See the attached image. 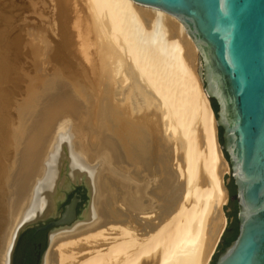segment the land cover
Instances as JSON below:
<instances>
[{
    "label": "bare ground",
    "instance_id": "6f19581e",
    "mask_svg": "<svg viewBox=\"0 0 264 264\" xmlns=\"http://www.w3.org/2000/svg\"><path fill=\"white\" fill-rule=\"evenodd\" d=\"M53 1L48 13L15 4L29 24H0L14 62L2 68L0 264L17 226L51 210L63 142L88 200L48 232L41 264H209L229 166L185 27L134 0Z\"/></svg>",
    "mask_w": 264,
    "mask_h": 264
},
{
    "label": "water",
    "instance_id": "95a60500",
    "mask_svg": "<svg viewBox=\"0 0 264 264\" xmlns=\"http://www.w3.org/2000/svg\"><path fill=\"white\" fill-rule=\"evenodd\" d=\"M134 1L160 8L183 24L198 51L204 90L217 104L214 116L217 130H222L220 148L227 154L235 186V195L228 192V200L236 202L237 235L216 254L213 264H264V0ZM74 193L80 200L76 194L72 197ZM87 198V176L70 161L63 142L53 206L17 226L7 250L9 263L24 232L69 224L78 215L76 206L78 211ZM69 199L59 214L61 203ZM32 241L25 238L26 247L17 252L14 264L23 262L24 256L34 263ZM45 247L38 255L41 263Z\"/></svg>",
    "mask_w": 264,
    "mask_h": 264
},
{
    "label": "rangeland",
    "instance_id": "374dc122",
    "mask_svg": "<svg viewBox=\"0 0 264 264\" xmlns=\"http://www.w3.org/2000/svg\"><path fill=\"white\" fill-rule=\"evenodd\" d=\"M3 1V2H2ZM9 1V2H8ZM14 1V2H13ZM19 1H21V2H18V0H7V1H5L4 2V0H0V24H1V21L3 20V19H9L8 20V22H10V20L12 21V23H9V24H7L5 27H8L9 26V30L11 29V28H15V27H17V25L18 26H21V25H23V24H25V23H28L29 24V21L32 19V15H27V12H26V14H24L25 16L27 15V16H29V17H25L26 19L28 18V20L26 21V22H22L21 20H23L24 19V21L26 20L25 18H23V15L21 16V14H19V16L17 15V14H14L15 12L13 11V10H15V7H16V5L17 4H20V3H22V4H25V2L26 1H28V0H19ZM33 1H35V3H36V8H39V10L41 9H44V7H46L44 10H43V12L44 11H46L47 12V10H49L50 9V11H51V5L53 6V4L55 3L53 0L51 1H49V0H41V1H43V2H41L40 0H33ZM38 1V2H37ZM47 1L49 2L48 4H47ZM16 2V3H15ZM24 2V3H23ZM27 3V2H26ZM39 3H42L39 7H38V4ZM50 3H51V5H50ZM6 4V5H5ZM16 4V5H15ZM44 4H47L46 6L44 5ZM35 5V4H34ZM44 5V6H43ZM50 6V7H49ZM43 7V8H42ZM49 8V9H48ZM13 9V10H12ZM47 9V10H46ZM40 10V11H41ZM10 12H13V13H10ZM24 12V13H25ZM42 12V11H41ZM48 13V12H47ZM23 14V13H22ZM35 14V13H34ZM2 15V16H1ZM9 17V18H8ZM20 17V18H19ZM22 17V18H21ZM21 19V20H20ZM14 21V22H13ZM14 23V24H13ZM23 23V24H22ZM19 24H21V25H19ZM16 25V26H15ZM4 30H7V29H5V28H3ZM0 31H1V27H0ZM4 39V40H3ZM5 38H3V37H1V33H0V67H1V69L2 68H4L5 67V69H6V67L7 68H11L12 69V65H14V62H13V60H11V58H12V55H10V54H13L12 52H10L11 50L9 49H7V47H6V45H5ZM5 53V54H4ZM7 55V56H6ZM9 56V57H8ZM10 56H11V58H10ZM10 61V62H9ZM13 62V63H12ZM12 63V64H11ZM198 63H199V61H198V56L197 55H195V60H194V66H195V72H196V75H197V78L199 79V81H200V78H199V76H198ZM4 65V66H3ZM12 66V67H11ZM3 71H6V70H4V69H2L1 70V73H0V97H3V94H5V92H6V88L8 89L9 88V86L11 85L10 83H11V79L10 80H8L7 78H6V76H5V73L3 72ZM3 74V75H2ZM2 75V76H1ZM3 79H4V81H3ZM6 79V80H5ZM8 81H9V83H8ZM2 83V84H1ZM201 83V82H200ZM2 85V86H1ZM5 89V90H4ZM3 93V94H2ZM2 95V96H1ZM5 96V95H4ZM2 104H4L2 101H1V105ZM0 105V106H1ZM3 106H5V105H2L1 106V109L0 110H2V109H4V107ZM3 107V108H2ZM218 139H219V129H218ZM224 157V156H223ZM225 158V157H224ZM228 167V166H227ZM231 175H232V173H231V171H230V169H229V167H228V169H227V172L224 174V176H223V180H224V186H225V188H226V192H227V190H228V192H229V195L230 196H233V195H231L230 194V187H231V182H232V177H231ZM228 192H227V201H226V203L223 205V207H222V210H223V214L225 215V217H227L228 218V223H227V229L230 227V226H232L233 224H234V221H235V219H236V213H237V207H236V203H234V200H231V199H229L228 200ZM87 200H88V198H87ZM84 207V206H83ZM82 207V208H83ZM82 208L81 209H79L78 211H77V214H79L80 212H81V210H82ZM220 244L221 243H219V245L217 246V248L216 249H214V252H213V254H212V256H211V259H210V261H209V264H213V260H214V258H215V256H216V254L219 252V251H221V246H220ZM46 247H48V242L46 243ZM46 247H45V249L43 250V253L45 252V250H46ZM43 253H42V255H43ZM40 264H41V261H40Z\"/></svg>",
    "mask_w": 264,
    "mask_h": 264
},
{
    "label": "flooded vegetation",
    "instance_id": "af4514ba",
    "mask_svg": "<svg viewBox=\"0 0 264 264\" xmlns=\"http://www.w3.org/2000/svg\"><path fill=\"white\" fill-rule=\"evenodd\" d=\"M76 194L77 198H79V193H74L72 195V197ZM71 197V198H72ZM70 198V199H71ZM70 199L68 200V202H65V203H61V206H60V211H59V214H61L64 210V207L66 204L69 203ZM80 200V198H79ZM78 204V203H77ZM76 212H77V206H76ZM59 216H56V218H53V219H57ZM32 230V229H30ZM26 231L24 232L20 238L18 239L17 243H16V246L14 248V251H13V254H12V259H11V264H14L15 262V257H16V254L17 252L20 250V249H23L24 247H26V243H24L23 241L25 240V238L27 237H30L32 238L33 237V241L30 243V245H32V247L34 248L35 250V258H34V263L33 264H38L40 259L38 258V255H41V249L42 247L48 242V229H45V230H35L34 229V232L33 234H31V236L28 234V232L30 231ZM29 257L28 256H24L23 257V262H25L26 260H28ZM28 264H31V261L29 259V263Z\"/></svg>",
    "mask_w": 264,
    "mask_h": 264
},
{
    "label": "trees",
    "instance_id": "16d2710c",
    "mask_svg": "<svg viewBox=\"0 0 264 264\" xmlns=\"http://www.w3.org/2000/svg\"><path fill=\"white\" fill-rule=\"evenodd\" d=\"M210 104H211V107H212L214 113H216L217 104H216L215 100L210 99ZM221 131H222L221 128H219V142L220 143L222 142L221 137H220ZM223 154H224L225 158L227 159V154L225 152H223ZM230 194L233 196L235 195V186L233 184V181L231 182ZM234 203H236L235 200H234ZM33 232H34V229L30 230L28 232V234L31 236V234H33ZM236 235H237V226H236V219H235L234 224L232 226H230L228 229L226 228V230L222 236V242L220 244L221 250H223L232 240H234ZM31 239L33 240V237ZM28 263H29V259L26 260L25 262L21 261L20 264H28Z\"/></svg>",
    "mask_w": 264,
    "mask_h": 264
}]
</instances>
